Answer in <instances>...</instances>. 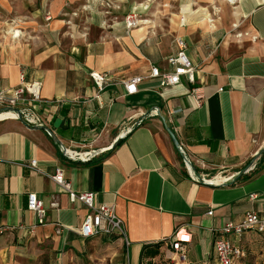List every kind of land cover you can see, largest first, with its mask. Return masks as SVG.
I'll return each instance as SVG.
<instances>
[{
    "label": "crops",
    "instance_id": "0c3cea01",
    "mask_svg": "<svg viewBox=\"0 0 264 264\" xmlns=\"http://www.w3.org/2000/svg\"><path fill=\"white\" fill-rule=\"evenodd\" d=\"M77 1L53 6L52 0L47 5L0 0L3 12L18 14L5 22L0 81L14 87L21 72L41 79L48 108L43 121L61 142L20 120L0 121V226L6 228L0 234V264H30L41 248L49 252L47 264H124L128 248L130 264H145L142 247L158 242L163 244L151 259L155 264H219L213 232L227 221H240L247 211L264 215V0H226L221 26L208 6L194 10L187 2L180 7L187 22L181 18L173 40L156 33L161 27L151 19L128 29L121 12L108 17L113 11L98 2L88 1L81 9ZM53 11L49 22L46 16ZM59 14L67 18L55 19ZM17 22L25 32L12 38L9 29ZM177 36L188 43L195 78L182 77L179 85L164 90L150 71H168L166 59L176 51ZM93 71L109 77L100 94L102 106L89 76ZM135 76L142 77L138 91L126 95L123 83ZM193 88L200 99L188 94ZM56 98L67 104H55ZM161 116L197 176L232 179L193 181ZM128 126L133 129L122 136ZM64 148L98 150V155L73 161ZM33 159L40 171L28 167ZM252 162V171L240 173ZM58 171L74 192H93L96 203L114 205L127 246L116 235L83 239L78 234L88 208L70 200L53 179ZM29 193L47 209L44 225L27 210ZM53 200L57 208L50 207ZM178 228L191 234L184 257L166 247ZM256 244L264 250V233L247 232L240 241L248 249Z\"/></svg>",
    "mask_w": 264,
    "mask_h": 264
},
{
    "label": "built area",
    "instance_id": "2783aa9c",
    "mask_svg": "<svg viewBox=\"0 0 264 264\" xmlns=\"http://www.w3.org/2000/svg\"><path fill=\"white\" fill-rule=\"evenodd\" d=\"M134 12L135 11L132 10V13L127 15L124 20L125 26L128 29L135 27L139 22ZM46 19H50V16H47ZM16 27L17 25L9 29L12 38H19L21 36V34L20 36H17L16 32L12 34V29H15V31H21ZM174 44L176 51L166 59L169 68L168 71L161 73L157 67H152L150 71L151 77L159 78L160 86L164 90L171 86L179 85L182 77L186 78L189 82H194L195 78L196 67L186 53L188 48L187 41L185 38L177 36L174 38ZM89 76L97 88L95 99L100 103V106H102L100 94L108 83L109 77L106 74L96 71L90 72ZM141 80V76H135L126 80L123 83L125 94L130 95L137 93L138 84ZM42 86L43 82L41 79H28L24 72L19 74L18 84L14 87L9 88L3 86L0 81V121L14 119L21 120L30 126H46L43 119L48 115V108L41 97ZM188 94L195 96L197 99L201 98L197 88L190 89ZM53 102L60 106L67 104V101L62 98H56ZM154 113L156 112L154 111ZM132 129L133 126L124 128L121 131V135L125 136ZM64 155L73 161L86 162L98 155V150L78 152L66 149ZM183 157L189 176L195 182L221 184L231 180L233 177L215 176L212 179H209L204 176H197L192 170L190 162L187 160L184 153ZM28 167L32 170L40 171L37 166V160L35 159L28 163ZM254 168L255 165L252 162L246 168L244 173H248ZM216 178L223 180L217 182L215 180ZM53 179L68 191L72 202L82 203L88 208V212L85 214L82 223L78 228V234L83 239L103 236L111 237L116 235L123 237L126 246L128 245L125 237L124 223L117 216L113 204L96 203L95 194L93 192H74L71 189L70 184L65 181L60 171L53 176ZM250 197L251 199L256 198L255 194H252ZM50 207L57 208V201L53 200L50 203ZM27 210L35 214L37 225H44L46 223L47 209L43 201L35 193H29L27 196ZM208 214L211 215L212 211H209ZM5 229L6 228L0 226V234L3 233ZM247 232L258 234L264 233V215L259 214L257 211L250 210L245 213L240 221H227L221 228L213 232V248L219 264L239 263V259L244 255V250L240 245V241ZM231 236L233 237V240L230 238ZM190 242L191 234L185 228H178L168 242H166V247L174 254L184 257L187 245L190 244Z\"/></svg>",
    "mask_w": 264,
    "mask_h": 264
},
{
    "label": "rangeland",
    "instance_id": "374dc122",
    "mask_svg": "<svg viewBox=\"0 0 264 264\" xmlns=\"http://www.w3.org/2000/svg\"><path fill=\"white\" fill-rule=\"evenodd\" d=\"M45 5L49 4L50 0H44ZM64 2H67L69 0H52L50 2L51 4L58 5L62 4ZM88 1H94L98 2L103 7L107 8L108 10H111L113 12L108 13L107 16L111 17L116 14L115 12H121L122 16L124 17V20L127 15L132 13V8L135 7L137 10H135V14L137 19L140 21L141 19H151L152 21H155L158 23V26L161 28H156V33H159L163 38H169L173 40L172 33L176 32L178 28V24L181 21L182 14L180 13L181 5L191 2L193 5V9H197L199 6H208L210 12L212 13L213 17L220 18V26L223 24V7L227 4L226 0H79L77 1L76 5L77 7L81 8L87 5L86 3ZM68 6V3L65 4ZM64 5V6H65ZM169 5L171 6L169 8ZM215 8H219V10L215 11ZM168 10V11H167ZM53 14L55 15L56 12L53 11V13L48 14V16H51V19L49 22H51ZM15 15L14 13H6L3 12L2 7L0 8V50L4 48V38L3 35L5 34V31L7 30L5 26V22L11 20ZM44 14L39 13V17L43 16ZM46 15V14H45ZM47 17V16H46ZM65 19L67 18V15H56L55 19ZM190 18V17H189ZM194 18V17H193ZM192 17L190 19H193ZM204 18V16H197L196 19H194L196 22ZM169 19H171V23L169 24ZM185 19V16L183 15L182 20ZM188 19V18H187ZM187 19H185V22H187ZM218 20V19H217ZM18 22L20 19L18 18ZM190 21V20H189ZM17 22V29H20L22 32H25V29L20 26L21 24H18ZM7 23V22H6ZM46 24L47 22L44 21ZM64 24V29L67 27V23ZM20 26V27H19ZM6 28V29H5ZM49 28V27H48ZM62 29L61 31H63ZM20 31V32H21ZM19 32V33H20ZM46 36H49L50 31L45 30L44 31ZM222 27L220 29V34L222 35ZM177 34V33H176ZM20 36V34H19ZM23 36V35H22ZM26 36V35H25ZM24 36V38H25ZM7 42V41H6ZM16 43H19V41H16ZM213 176H218L217 174H214L209 177V179H212ZM221 177V176H220ZM244 255L242 258L239 259V264H263L264 262V250L263 247H261L260 244L254 245L252 248H243ZM126 255V262L124 264H130V260L133 259V252L131 249L128 248L124 250V259ZM171 259H167V261H170ZM49 261V252L45 250L44 248H41V251L36 253L33 258L29 259L30 264H47ZM174 261V259H173ZM158 264L159 261H157ZM165 264V262H162Z\"/></svg>",
    "mask_w": 264,
    "mask_h": 264
},
{
    "label": "water",
    "instance_id": "95a60500",
    "mask_svg": "<svg viewBox=\"0 0 264 264\" xmlns=\"http://www.w3.org/2000/svg\"><path fill=\"white\" fill-rule=\"evenodd\" d=\"M161 120H162V122L164 123V127H165L166 131L168 132L169 136L171 137V139H172V141H173V144H174L175 147L179 150V152L182 153V150H181L180 143H179L178 139L176 138V136H175V134L173 133V131L167 126V124H166V122H165V118H164L163 116H161ZM20 121H21V120H20ZM21 122H22V121H21ZM23 123H24V122H23ZM24 124H25V123H24ZM25 125L28 126V127H33V128H37V129H41V130H45V131H47L48 134H49V136L52 138V140H53L54 142H56L57 144H60V145H61V142L58 140V138L53 134V132H52L47 126L37 127V126H30V125H27V124H25ZM64 150H66V149L64 148ZM263 152H264V149L261 150L260 153H263ZM182 154H183V153H182ZM249 165H250V164H248V165L243 169V171L240 172V173H244L245 170H246V168H247ZM209 184H211V183H209Z\"/></svg>",
    "mask_w": 264,
    "mask_h": 264
},
{
    "label": "trees",
    "instance_id": "16d2710c",
    "mask_svg": "<svg viewBox=\"0 0 264 264\" xmlns=\"http://www.w3.org/2000/svg\"><path fill=\"white\" fill-rule=\"evenodd\" d=\"M119 142L120 140H118L116 144ZM263 155H264V152H263ZM162 244L163 242H158L153 246H148V245L143 246L141 250V254H140V259L141 260L146 259L147 261L145 262V264H155L154 262H152L151 259L160 254V247Z\"/></svg>",
    "mask_w": 264,
    "mask_h": 264
},
{
    "label": "bare ground",
    "instance_id": "6f19581e",
    "mask_svg": "<svg viewBox=\"0 0 264 264\" xmlns=\"http://www.w3.org/2000/svg\"><path fill=\"white\" fill-rule=\"evenodd\" d=\"M230 1H231V0H230ZM11 32H12V34H13L14 32H16V35H17V36H19V34H20V33H19L20 31H19V30H16V31H15V29H12ZM213 177H214V176H213ZM215 180H216L217 182H220V180H223V179L216 178Z\"/></svg>",
    "mask_w": 264,
    "mask_h": 264
}]
</instances>
